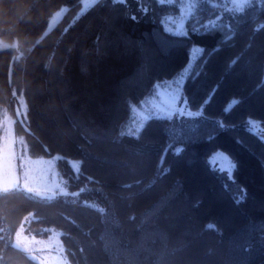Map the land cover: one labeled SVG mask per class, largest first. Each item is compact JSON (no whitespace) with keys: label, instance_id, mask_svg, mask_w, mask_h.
Listing matches in <instances>:
<instances>
[{"label":"trees","instance_id":"16d2710c","mask_svg":"<svg viewBox=\"0 0 264 264\" xmlns=\"http://www.w3.org/2000/svg\"><path fill=\"white\" fill-rule=\"evenodd\" d=\"M223 3L196 0L185 36L163 23L179 0H98L80 14L82 0H0V109L77 192L0 191V264H40L13 242L29 214L35 234L58 232L70 264H264V139L244 124L264 125V0ZM186 67L181 93L201 113L128 133L132 107ZM216 151L237 163L230 177L210 164Z\"/></svg>","mask_w":264,"mask_h":264},{"label":"rangeland","instance_id":"374dc122","mask_svg":"<svg viewBox=\"0 0 264 264\" xmlns=\"http://www.w3.org/2000/svg\"><path fill=\"white\" fill-rule=\"evenodd\" d=\"M96 1L98 0H82L81 8L77 14L87 10ZM122 1L128 2V0ZM172 1L174 0H163V2ZM248 1L224 0L223 5L225 9L237 12L235 5L246 4ZM195 4L196 0H179V13L176 15L170 14L163 18L165 29L171 28L174 32L176 24L181 21L184 24L187 17L182 16V13L186 12L190 6L194 10ZM65 8L62 7L53 14L49 20V27L59 19ZM141 9L144 11L146 7ZM206 24L212 26L215 23L209 21ZM6 44L5 41L0 39V46ZM199 53L200 47L194 46L192 61ZM189 69V67H186L174 78L158 83L150 97L141 102L140 105L132 107V118L126 128L128 133L139 131L144 122L151 116H164L175 118L176 121H183L182 118L197 117L201 113L200 109L191 110L188 108L181 93L182 83ZM253 121L256 122L253 131L264 139V125L259 121ZM13 123L14 119L4 109H0V191L21 189L46 200L58 196L68 199L74 198L77 192L67 188L65 180L56 167L57 158L55 156H30L24 139L15 134ZM231 161L230 157L222 151L214 152L209 158V162L214 168L225 172L229 177L232 172ZM72 164L75 167L78 162L73 160ZM32 218V215L29 214L23 219L22 224L13 236L14 244L38 260L40 264H70L63 251L58 232H53L47 237L35 234L34 230L27 228V224Z\"/></svg>","mask_w":264,"mask_h":264},{"label":"snow or ice","instance_id":"6c2138e0","mask_svg":"<svg viewBox=\"0 0 264 264\" xmlns=\"http://www.w3.org/2000/svg\"><path fill=\"white\" fill-rule=\"evenodd\" d=\"M161 2H163V0H161ZM246 6H247V5H246V4H243V3H242V4L235 5L236 9H237L238 11H240V12H242ZM192 14H193V9H192V7L190 6V7L186 10V12L182 13V16H184V17H190V16H192ZM217 26H219V22H217L216 25H213V26H211V27L214 28V27H217ZM209 27H210L209 25H207V24L205 25V28H206V29L209 28ZM165 30H166V31H172L171 28H166ZM192 31H193V34H208L206 31H205V32H201V31H199V30L196 29V28H194ZM173 34H175V35H181V34H183V35L187 36V33H186L185 29H184L183 21H181L180 23H178V24L175 25V31H174ZM216 50H217V51L219 50V46L217 47ZM200 51H201V58H202V53H203L204 50L201 49ZM233 66H234V63H230V64H229V70H230L231 67H233ZM218 87H219V86L217 85L216 87L213 88L212 92H211V93L209 94V96L205 99L204 104H203L201 107L205 106L207 103L210 102L212 95L215 94V91L218 89ZM241 102H242L241 98L233 97L232 100H230L229 104L225 107V114L230 113V112L232 111V109L235 108L237 105H239ZM169 106L171 107V105H169ZM22 114H23L25 117H26V115H27L26 112H25V113H22ZM168 118H170V117H168ZM215 123L217 124V127L219 128V130L222 131V132H223V131H228V130L234 129V128L236 127V125H229V124H226V123L223 122L222 120H217V121H215ZM244 124H245V130H246V131H250V132H252L253 129L255 128V126H256V122H254V121L252 120L251 117H249V118L244 122ZM210 138H211V137H210ZM237 143H239V144H243V141H241V140L238 138V139H237ZM183 150H184L183 148H179V149H177V150L175 151L174 154L177 155V156H179ZM236 167H237V163H236L234 160H232V161H231V169H232V170H235ZM29 191H31V189H29ZM241 191H244V190H241ZM239 202H240V201H239V199H238V200H237V203H239ZM209 227H212V225H209Z\"/></svg>","mask_w":264,"mask_h":264},{"label":"water","instance_id":"95a60500","mask_svg":"<svg viewBox=\"0 0 264 264\" xmlns=\"http://www.w3.org/2000/svg\"><path fill=\"white\" fill-rule=\"evenodd\" d=\"M18 112H19V111H18V109H17V113H18ZM18 116H20L19 113H18Z\"/></svg>","mask_w":264,"mask_h":264}]
</instances>
